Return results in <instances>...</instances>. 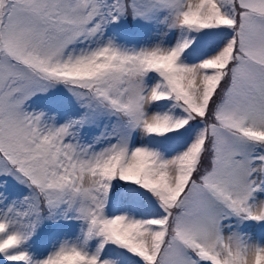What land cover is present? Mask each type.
Segmentation results:
<instances>
[{"label":"snow or ice","instance_id":"6c2138e0","mask_svg":"<svg viewBox=\"0 0 264 264\" xmlns=\"http://www.w3.org/2000/svg\"><path fill=\"white\" fill-rule=\"evenodd\" d=\"M0 264H264V0H0Z\"/></svg>","mask_w":264,"mask_h":264}]
</instances>
